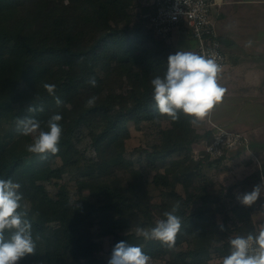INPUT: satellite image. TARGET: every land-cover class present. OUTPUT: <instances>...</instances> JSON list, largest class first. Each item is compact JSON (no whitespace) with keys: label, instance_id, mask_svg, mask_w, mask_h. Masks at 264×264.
Here are the masks:
<instances>
[{"label":"trees","instance_id":"trees-1","mask_svg":"<svg viewBox=\"0 0 264 264\" xmlns=\"http://www.w3.org/2000/svg\"><path fill=\"white\" fill-rule=\"evenodd\" d=\"M133 2L0 0V179L21 185L33 238L39 236L35 254L20 264H108L97 257L101 246L95 237L110 238L112 249L120 241L141 246L151 261L168 257L163 264H209L213 251L228 255V238L253 232L255 203L233 205L222 222L224 231L221 222L209 218L208 212L216 211L213 204L223 201L222 191L213 194L202 174V167L211 165L208 157L195 161L191 151L201 140L209 142L211 131L201 137L189 117L172 121L158 113L151 80L164 75L174 51L153 35L150 6L136 20ZM89 77H95L96 87L87 83ZM43 83L56 85L64 106L56 108ZM93 95L96 104L86 107ZM30 104L44 111L29 113ZM57 111L60 150L42 160L26 151L32 137L20 134L17 119L35 118L46 129ZM130 124L154 128V143L139 153L154 172L153 190L126 157ZM82 132L92 159L77 146ZM64 177L73 180L76 193L59 183ZM259 177L254 172L249 186ZM50 182L52 196L45 186ZM177 201L182 227L172 249L136 235L138 226L150 228L165 219L163 213Z\"/></svg>","mask_w":264,"mask_h":264},{"label":"clouds","instance_id":"clouds-1","mask_svg":"<svg viewBox=\"0 0 264 264\" xmlns=\"http://www.w3.org/2000/svg\"><path fill=\"white\" fill-rule=\"evenodd\" d=\"M254 41L248 40L245 47H251ZM84 58H80L83 62ZM216 53L199 55L190 51H176L167 58V70L163 76L156 75L151 80L152 99L157 111L172 121H177L181 115L189 117L193 125L202 121L220 104L226 89L218 83L221 65ZM88 84L97 86L95 77H89ZM49 95L55 97V106L60 109L64 101L55 95V84L43 83ZM98 97L91 96L86 100V107H93ZM29 113L43 112L42 105L30 104ZM62 115L57 111L46 121V129L41 122L32 117L18 118L17 126L20 134L32 137V142L25 145L27 152L39 154L46 159L49 154L59 152L63 127ZM21 185L11 179H0V264H20L27 255H34L36 241L32 235L31 221L22 205ZM264 192V182L253 187L252 191L238 194L236 199L244 206H251ZM180 208L177 201L170 211L150 228H136V235L145 240H157L172 249L177 234L181 231L182 220L175 213ZM220 231H224L223 223L219 224ZM229 254L222 258V264H264V225L258 232H250L246 236L237 235L229 238ZM152 258L146 254L141 246L130 245L126 241L115 244L108 264H151Z\"/></svg>","mask_w":264,"mask_h":264},{"label":"rangeland","instance_id":"rangeland-1","mask_svg":"<svg viewBox=\"0 0 264 264\" xmlns=\"http://www.w3.org/2000/svg\"><path fill=\"white\" fill-rule=\"evenodd\" d=\"M151 1L152 0H134L131 9L133 17L136 20L138 16L142 15V8H149L148 6H150ZM234 20L229 22V25L235 30L234 33L224 32L218 34V32L216 31L219 41H221L222 39L228 40L230 42L233 41V44L229 46H225L223 44L221 46V51L226 58L224 68L218 74V83L220 84V86L226 89V93L222 102H225V100H230L231 98H237L238 96H241L242 93L251 94L255 96L256 99L261 101L262 98H264V55H261L260 57H256L254 59H248L244 62L245 65L247 63L246 68H250L251 66L248 64L252 63L254 64L255 68L251 67V69L259 72L257 74V78H259L258 84L253 85L252 87L248 83L245 84L243 82V74L245 73V71L242 62L239 61V59L242 57L239 56L240 43L238 41V38L240 37V33L242 34L244 30L248 29V23L245 21L239 22ZM262 22H264V20H262ZM258 31V36L260 39H262V37H264V26L260 27ZM235 60L239 65H237V68H235V66H232V62ZM222 102L216 105L214 109L208 114L209 118L211 117L210 120L213 121V119H220L223 116L229 119H231V117H234L233 119H237L238 117L236 116L240 114L239 110L237 108L233 109V112L228 110L229 114L226 113L227 115H225V110L227 108L221 107ZM222 108L225 110H223ZM262 108H264V106H262V103L255 100V117L253 124L251 125V122L247 123L248 125L254 127L260 125L259 127H256L257 129H259V134H247L246 132L249 130L245 129H243L241 132L244 135L246 134L251 137L252 142L256 144V147L252 150L251 153H243L242 151L238 150L233 151V153L224 156L226 159H224L223 162L216 164L214 161L208 159V161H211V165H205V167H202V174H204L208 179V188L211 190V192H213L214 194L222 191L223 201L213 204V210L215 209L216 211L212 210L213 212H208L209 218L214 217L215 220L219 223L224 222L226 220L225 218H227V211L233 205L239 203L236 199L238 194L250 192L255 185L264 182V146L260 145L264 144V110H261ZM258 109L260 111H257ZM245 113H247V111ZM245 113H243V115ZM206 121L207 119L202 120L203 125L206 124ZM200 125L201 124L198 123L193 125L198 135L204 137L206 132H208L209 130L212 134V130L209 129L208 123L207 125H205L206 127ZM129 131L130 138L126 143V157L130 160H133L135 168L140 169L141 171L142 179L145 181L146 185L150 187V190H153V186L150 182L154 175V172L148 170L139 153L142 149L149 148L154 143V128L150 125L145 124H142L135 128L132 124H130ZM255 140H257L258 142H255ZM204 142L207 141L201 140L192 148L191 156L195 161L205 156L202 152ZM77 146L79 150L85 154L86 158L92 159L94 157V154L89 146V141L87 139L86 133L82 132L81 134H79ZM59 164V162H55V165ZM254 172H259L260 177L259 179H256L255 184L250 187L249 178ZM59 183L66 184L71 194L76 193L74 182L68 177H64L63 180ZM45 186L47 192L52 196L55 190L52 182L46 183ZM177 191L182 192L180 187H177ZM159 200L160 198H155L154 202L159 204ZM217 207L221 208V212L217 210ZM262 207H264V192H262L261 197L255 202V211L251 213L255 224L262 220ZM90 232L94 236L97 230L96 228H93ZM95 240L101 246V250L97 254V257L108 260L113 250L111 239L95 237ZM167 258L168 257L165 256L162 259L151 261V264H163V261ZM210 258L211 259L209 261V264H219L222 262V258L219 257V254L216 251L212 252Z\"/></svg>","mask_w":264,"mask_h":264},{"label":"crops","instance_id":"crops-1","mask_svg":"<svg viewBox=\"0 0 264 264\" xmlns=\"http://www.w3.org/2000/svg\"><path fill=\"white\" fill-rule=\"evenodd\" d=\"M211 16L215 32L217 31L218 34L224 32L234 33L235 30L229 25V22L234 19L239 22L245 21L248 23V29L243 31L244 34L240 33V37L238 38V41L240 43L239 56L242 57L239 59V61L242 62L245 71V73L243 74V82L245 84H250L251 87L258 84L259 78H257V74L259 72L251 69V67L255 68L254 64L249 63L248 65H250L251 67L246 68L247 63L245 65L244 62L248 59L250 60L264 55V37L260 39L258 36L259 28L264 26V22H262V20H264V0H216V5L212 7ZM248 40L254 41L251 47H245V44ZM168 43L171 44L174 52L179 50L194 52L196 47L195 42L188 36L187 32L182 29L174 30V32L170 36V39L168 40ZM231 44H233V41H231ZM233 62L232 66H235V68H237L239 65L237 64L236 60ZM255 100L257 102H261L262 106H264V98H262V100L260 101L256 99L255 96L245 93H242V95L238 96L237 98L225 100V102H222L221 104V107L227 108L226 110L222 108L223 110H225V115L229 114L228 110L233 112V109L237 108L240 113L236 116L238 118L233 119L234 117H231V119H229L223 116L220 119H213V121H211V117L209 118V116H207L204 118L207 119L205 125H207L208 123L209 129L210 124H215L227 130L235 132H242V130L245 129L249 130L246 132L247 134H259V129H257L256 127H259L260 125L254 127L247 124L248 122H251V125L253 124L255 117ZM261 110H264V108H262ZM246 111L247 113H245ZM257 111L260 110L258 109ZM243 113L245 114L243 115ZM198 124H201L200 126H205L203 125L202 121H199ZM246 136L249 140V153H251L252 150L256 147V144L252 142L251 137H249L248 135ZM255 142L258 141L255 140ZM260 145L264 146V144Z\"/></svg>","mask_w":264,"mask_h":264},{"label":"built area","instance_id":"built-area-1","mask_svg":"<svg viewBox=\"0 0 264 264\" xmlns=\"http://www.w3.org/2000/svg\"><path fill=\"white\" fill-rule=\"evenodd\" d=\"M214 5L216 0H152L150 4L152 33L156 38L168 41L174 30L186 31L195 42L194 53L218 54V63L222 71L226 58L221 51L222 43L212 23L211 12ZM210 129L212 130L211 140L204 142L202 148L203 154L209 160L219 159L237 150L250 152L249 140L243 133L227 130L215 124H210ZM261 213L262 220L255 225L253 232H258L260 226L264 225V207ZM228 246L230 249V245Z\"/></svg>","mask_w":264,"mask_h":264},{"label":"water","instance_id":"water-1","mask_svg":"<svg viewBox=\"0 0 264 264\" xmlns=\"http://www.w3.org/2000/svg\"><path fill=\"white\" fill-rule=\"evenodd\" d=\"M221 43H222L223 45H225V46H229V45H231V42L228 41V40H225V39H222V40H221ZM233 64H234V62H233Z\"/></svg>","mask_w":264,"mask_h":264}]
</instances>
